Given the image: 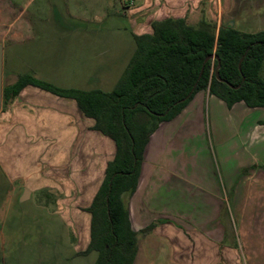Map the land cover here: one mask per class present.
<instances>
[{"label": "rangeland", "instance_id": "374dc122", "mask_svg": "<svg viewBox=\"0 0 264 264\" xmlns=\"http://www.w3.org/2000/svg\"><path fill=\"white\" fill-rule=\"evenodd\" d=\"M258 2L199 0L200 14L204 12L218 23L220 19L227 21L238 16L240 6L242 10L250 6L254 11ZM56 4L51 6L48 0H0L3 85L22 73L37 75L59 87L82 85L85 74L73 72L80 69V62L75 63V52L70 42L66 44L71 16L89 20L96 15L103 17L104 22L90 21L88 25L100 32L112 23L128 24L123 16L127 5L120 0H68L63 6ZM24 92L13 100H59L58 112L68 114L66 120L83 134L60 138L46 136L48 131L41 130V135H37L32 109L25 114L18 103L2 101L0 264H92L96 252L75 253L83 250L90 240L91 214L87 208L106 163L113 157L115 145L93 129V119L78 116L68 101L47 98L38 89ZM222 103L221 111L213 100H205L202 105L195 103L186 126L180 123L173 127V124L176 130L172 131L171 125L168 130L172 131L170 140L175 139L171 156L178 157L179 145H184L180 141L187 142L183 150L193 145L199 152L204 183L212 184V190L216 185L220 188L224 206L218 216L210 218L214 224L209 226L204 225L206 218L199 216L200 210L191 211L195 217L141 218L145 222L154 221L157 227L150 231L155 236L171 240L170 243L152 235L149 239L157 243L143 246L147 264H264V217L258 216L259 206L264 205V185L259 176L264 173V140L246 135L252 121L262 112L247 108L245 112L239 103L228 110ZM179 128L190 132L186 138L180 137L183 130ZM175 181L171 176L170 183ZM24 188L30 193L19 200ZM41 188H47L48 194H38ZM243 192L242 195L252 193L247 200L248 208L246 203L245 207L237 205ZM160 193L165 194L164 190ZM202 193L205 198L207 195ZM168 194L169 199H175L171 192ZM123 201L127 208L131 205L129 193H124ZM165 220L173 221L185 231L182 233L172 225L168 232ZM137 259L142 262L143 253H138Z\"/></svg>", "mask_w": 264, "mask_h": 264}, {"label": "trees", "instance_id": "16d2710c", "mask_svg": "<svg viewBox=\"0 0 264 264\" xmlns=\"http://www.w3.org/2000/svg\"><path fill=\"white\" fill-rule=\"evenodd\" d=\"M151 28V33L133 35L134 54L109 91L59 87L30 73L19 74L2 88L4 103L26 85L74 99L94 120L93 129L114 141V156L87 208L89 243L75 253L96 252L92 264H134L138 233L131 227L123 195L135 191L145 146L159 123L173 119L199 90L208 89L228 107L240 101L264 107V30L247 33L217 25L204 12L195 24L170 16L152 22ZM212 54L218 60H205Z\"/></svg>", "mask_w": 264, "mask_h": 264}, {"label": "crops", "instance_id": "0c3cea01", "mask_svg": "<svg viewBox=\"0 0 264 264\" xmlns=\"http://www.w3.org/2000/svg\"><path fill=\"white\" fill-rule=\"evenodd\" d=\"M48 1L50 2L51 6L52 4L55 6V3H57L56 5H58V3H61L63 6V4H65L68 0ZM200 9L201 8L199 6V0H135L132 6L125 7L123 9V16L124 18L128 19L129 25L127 23L121 25V22L117 24L112 23L108 25V29L106 28L102 32L97 30V28L91 29L88 25L90 21L94 23L104 22L103 17L96 15L93 17V20H89L83 17L75 19V17L71 16L72 21L70 23V28L68 29L67 34H65L67 37L66 44L68 45L70 42L69 46H71L75 52V63L77 64L78 61L80 62V69H77L78 71L74 69L73 72H78L85 75L84 82H82V85L67 88H77L82 90H111L116 85L121 74L125 70L130 58L134 54L136 48V43L133 37L134 34L139 35L143 33H151L152 22L170 16L186 17L188 23L195 24L200 18ZM246 10H248L249 12H246ZM238 11V16L232 17L230 20L227 21H221L220 19L217 24L220 25V23H225L237 29L238 31L247 33H253L264 30V0H260V2H258V5L256 6L254 11H251L250 6L247 9L244 8V10H242V6H240ZM240 15H244L245 17L242 18ZM130 25L133 27L130 28ZM35 77L40 78L37 75H35ZM15 80H13L12 82H14ZM42 80L47 81L46 79ZM83 83L85 84L83 85ZM29 88L38 89L39 91H42L43 93H45V95H47V98L56 97L55 99H62L61 101H68V103L75 108L74 110L75 112H77L78 116L83 115L86 118H90L85 116L81 112L74 99L59 97L32 85H26L19 92V94L23 93ZM205 100H213L214 106H217L218 109L221 111V107H223L221 106L223 104L222 99L218 98L213 94H210L208 89L199 90L193 95V97L190 99L187 105L180 111V113H178L173 119L169 121H163L159 123L158 127L149 136L148 142L145 146L143 153V160L140 166V173L138 177L137 186L135 191L130 194L131 205H128L127 208L131 227L134 231L138 233L137 252L134 264H147L148 259L145 255L146 252L144 253L145 250L143 246H146V244L154 245L155 243H157V240L149 239L150 237H152V235L155 236V234L152 232L154 228L157 227L154 221L148 220L145 222V220L143 221L141 218L149 216L195 217L196 215H194V213H192L191 211L195 212L196 210H200L201 212L199 213V216L206 218L204 225L208 223L206 225L209 226L214 224L211 222L210 218L218 216L219 213L217 212L221 209V207L224 206V199L223 196L220 194V188H217L216 185L214 190H212V184L207 185V183H204L205 180H203L204 178L202 177L201 165L199 162V152L193 149V145L188 144V146L191 145L192 148L189 146V149L184 148L183 150V146H187V142L180 141V143L183 142L184 145H179L178 157H175V155L171 156L170 154L171 145L175 141V139H173V141L170 140L171 132L176 130V128L173 127L180 125V123L184 125V123L188 122L189 118L191 119L190 113L192 111L191 109L193 108V105L194 107L197 103L202 105ZM11 101H13L12 105L18 103V108L23 110L25 114H29L30 109L34 111L32 119L33 121L36 120L35 130L39 131L38 133H36L37 135H41V130L48 131L47 133H45L46 136L60 138L68 137L70 135L75 136L76 133H79V136H82L83 134V131L81 129L78 130L74 127V124H70L69 119L68 121L66 120V117L68 118V114L58 112L56 104L59 100L12 99ZM9 102L7 103L9 104ZM237 103L241 105V110H244L245 112L246 108L258 109L262 112L260 116L256 117L252 121L253 123L251 122L252 125L250 124L249 128L247 127L248 130L246 135L248 136V138H251V136L254 138V136H256V138L258 137L260 141H263L264 124L262 122L264 121V107H248L244 104V102L240 101L234 103L231 107H228L225 103L227 107L226 109L229 110L235 108V105ZM63 116H65V118ZM61 120L67 122H65V124H62ZM173 124H175V126H173ZM170 125L171 127L173 126L171 128L172 131L168 130ZM182 130L180 131L182 132L180 134V137L182 136L186 138L190 132L187 131V129ZM251 132H255L256 135H251ZM174 157L178 159V162L177 160L175 161ZM171 176H174V178L176 179L174 184L170 183ZM259 176L262 177L261 184L264 185V173ZM196 186L199 187V190ZM42 189L47 190L49 192L47 188H41L37 192ZM163 190L165 194L161 195L160 192H162L163 194ZM170 192L172 193V196H175L174 200L169 199L168 193ZM201 192H203L202 194H206L207 196H205V198H202ZM240 194L242 195L244 194V192ZM249 194L252 193L238 196V204L237 201L236 204L241 207H245L247 204L248 208L247 200L250 199ZM258 216L264 217V205L262 204L258 208ZM158 221H162V219H159ZM151 223L154 224L152 231L149 230L147 232H143V230ZM164 223L167 224L168 232L172 230V225L178 227V229H180L182 233L185 231L184 228L177 226L171 220H165ZM157 238L167 239L166 237ZM167 240L171 243V240ZM138 253H143L142 262L137 259ZM176 262L179 263L180 261Z\"/></svg>", "mask_w": 264, "mask_h": 264}, {"label": "water", "instance_id": "95a60500", "mask_svg": "<svg viewBox=\"0 0 264 264\" xmlns=\"http://www.w3.org/2000/svg\"><path fill=\"white\" fill-rule=\"evenodd\" d=\"M209 58H213V59L218 60V57L215 54L208 56L205 60H207ZM2 72H3V45H2V43H0V109H1V104H2V88H3ZM215 74H216L217 78L219 79L218 73L216 72ZM29 193H30V191L28 189H24L19 200H24L29 195Z\"/></svg>", "mask_w": 264, "mask_h": 264}, {"label": "built area", "instance_id": "2783aa9c", "mask_svg": "<svg viewBox=\"0 0 264 264\" xmlns=\"http://www.w3.org/2000/svg\"><path fill=\"white\" fill-rule=\"evenodd\" d=\"M120 1H122L124 4H126L127 7L132 6L135 2V0H120Z\"/></svg>", "mask_w": 264, "mask_h": 264}]
</instances>
